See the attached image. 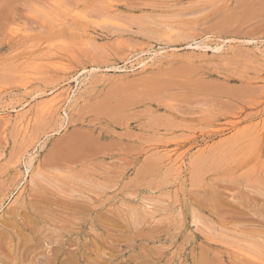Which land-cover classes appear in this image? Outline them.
<instances>
[{"label":"rangeland","instance_id":"374dc122","mask_svg":"<svg viewBox=\"0 0 264 264\" xmlns=\"http://www.w3.org/2000/svg\"><path fill=\"white\" fill-rule=\"evenodd\" d=\"M0 264H264V0H0Z\"/></svg>","mask_w":264,"mask_h":264},{"label":"bare ground","instance_id":"6f19581e","mask_svg":"<svg viewBox=\"0 0 264 264\" xmlns=\"http://www.w3.org/2000/svg\"><path fill=\"white\" fill-rule=\"evenodd\" d=\"M139 64H140V62H139ZM132 67V66H131Z\"/></svg>","mask_w":264,"mask_h":264}]
</instances>
